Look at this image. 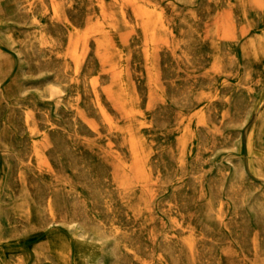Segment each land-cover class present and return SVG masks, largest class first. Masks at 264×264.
Segmentation results:
<instances>
[{
	"label": "rangeland",
	"instance_id": "374dc122",
	"mask_svg": "<svg viewBox=\"0 0 264 264\" xmlns=\"http://www.w3.org/2000/svg\"><path fill=\"white\" fill-rule=\"evenodd\" d=\"M0 264H264V0H0Z\"/></svg>",
	"mask_w": 264,
	"mask_h": 264
},
{
	"label": "bare ground",
	"instance_id": "6f19581e",
	"mask_svg": "<svg viewBox=\"0 0 264 264\" xmlns=\"http://www.w3.org/2000/svg\"><path fill=\"white\" fill-rule=\"evenodd\" d=\"M229 32V31H228Z\"/></svg>",
	"mask_w": 264,
	"mask_h": 264
}]
</instances>
